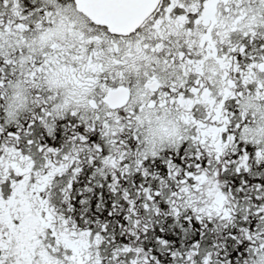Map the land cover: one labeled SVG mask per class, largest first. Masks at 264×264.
I'll use <instances>...</instances> for the list:
<instances>
[{
  "label": "snow or ice",
  "instance_id": "6c2138e0",
  "mask_svg": "<svg viewBox=\"0 0 264 264\" xmlns=\"http://www.w3.org/2000/svg\"><path fill=\"white\" fill-rule=\"evenodd\" d=\"M0 264H264V0H0Z\"/></svg>",
  "mask_w": 264,
  "mask_h": 264
}]
</instances>
